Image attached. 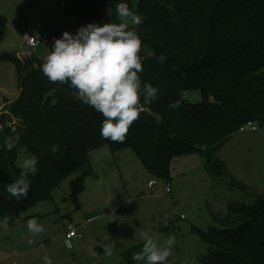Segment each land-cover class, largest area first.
Returning <instances> with one entry per match:
<instances>
[{
	"label": "trees",
	"instance_id": "obj_1",
	"mask_svg": "<svg viewBox=\"0 0 264 264\" xmlns=\"http://www.w3.org/2000/svg\"><path fill=\"white\" fill-rule=\"evenodd\" d=\"M121 2L130 9L135 5V0H67L64 6L76 33L89 23H119ZM137 12L142 23L130 30L142 42L141 87L148 83L159 91L154 102L145 104L141 97L150 111L140 113L123 143L101 137L104 117L69 84L50 82L41 70L44 61L0 54V60L14 63L19 89L17 98L5 100L7 119L0 120L1 218L13 222L20 211L53 199L74 172H80L71 180L77 197L84 176L92 173V152L103 145L133 149L154 176L164 179L170 178L174 160L200 150L212 177L231 183L216 153L248 123L255 130L257 123L264 125V0H139ZM6 22L0 16V42ZM61 36L55 34L49 44ZM161 55L163 62L157 60ZM187 90L199 92L201 100H187ZM175 102L179 107H170ZM15 136L16 147L5 150V140ZM21 146L38 164L29 174L27 197L17 201L7 185L22 171L15 164ZM217 222L199 230L208 251L196 264H264V194L253 203H231Z\"/></svg>",
	"mask_w": 264,
	"mask_h": 264
},
{
	"label": "rangeland",
	"instance_id": "obj_2",
	"mask_svg": "<svg viewBox=\"0 0 264 264\" xmlns=\"http://www.w3.org/2000/svg\"><path fill=\"white\" fill-rule=\"evenodd\" d=\"M63 1L0 0V16L7 21L0 54L33 56L45 62L55 34H63L65 26L75 34ZM138 2L130 9L137 14ZM134 26L129 22V28ZM26 36L40 41L35 50L26 44ZM18 93L14 63L0 60V120L7 119L5 100H13ZM184 97L190 102L201 100L195 90L185 91ZM257 125V130L238 131L216 153L231 183L212 177L200 150L174 160L170 178L164 179L154 176L131 148L113 151L109 145L99 147L92 152V173L84 176V188L77 197H73L71 180L80 172L67 176L53 199L20 211L13 222L5 220L10 233L8 237L0 228V264H44L45 256L52 264H141L130 263L121 251L135 246L141 252L145 233L153 236L158 247L166 246L169 239L175 241L167 264H196L208 251L199 230L217 225V216H224L231 203H253L257 195L264 194V125ZM32 156L21 146L16 166ZM152 180L157 184L150 190ZM94 213L99 219L88 222L87 217ZM33 218L43 232H29L27 221ZM69 224L81 234L72 240L70 249L65 238L54 239L59 233L64 235ZM105 248L112 255H106Z\"/></svg>",
	"mask_w": 264,
	"mask_h": 264
},
{
	"label": "clouds",
	"instance_id": "obj_3",
	"mask_svg": "<svg viewBox=\"0 0 264 264\" xmlns=\"http://www.w3.org/2000/svg\"><path fill=\"white\" fill-rule=\"evenodd\" d=\"M116 18L119 23H89L81 25L75 34L65 31L60 38L54 39L52 50L41 65L43 74L52 83L69 84L74 88L83 103L99 112L104 119L100 126V135L106 140L123 143L129 128L140 119L144 111L141 104H148L157 99L158 88L144 83L141 87L139 74L143 71L140 55L142 42L133 25L142 23L139 14L130 10L126 2L116 5ZM166 59L161 55L159 62ZM179 107V102L170 105ZM19 142V136L9 137L4 142V149L11 151ZM38 159L27 158L20 165V176L7 185V193L19 201L26 198L30 180L29 174L36 171ZM3 227L6 229L7 224ZM31 233L44 231L36 219L27 221ZM141 252L134 253L132 259L141 264H167L173 239L166 246L158 247L152 235L145 233ZM70 249V240L65 241ZM106 255H112L110 248H105ZM44 264H52L45 256Z\"/></svg>",
	"mask_w": 264,
	"mask_h": 264
},
{
	"label": "built area",
	"instance_id": "obj_4",
	"mask_svg": "<svg viewBox=\"0 0 264 264\" xmlns=\"http://www.w3.org/2000/svg\"><path fill=\"white\" fill-rule=\"evenodd\" d=\"M67 2V0H64L62 2L63 5H65V3ZM26 39V44L28 45V47L31 49V50H35L39 44H40V41H38L36 38L32 37V36H26L25 37ZM142 104V103H141ZM143 108H144V111H150V109L142 104ZM252 129V130H255L257 127L252 124V123H248L247 125H245L244 127L241 128V131H245L246 129ZM156 184V181L155 180H152L149 182L148 186H149V189L151 190V188ZM167 191H170V188L167 187ZM112 211V209L110 210ZM127 213L129 212L128 209L126 211ZM105 214V213H103ZM81 234L78 232V229L77 227H75L73 224H69L66 226V232H65V237L67 240H71L75 237H80Z\"/></svg>",
	"mask_w": 264,
	"mask_h": 264
},
{
	"label": "crops",
	"instance_id": "obj_5",
	"mask_svg": "<svg viewBox=\"0 0 264 264\" xmlns=\"http://www.w3.org/2000/svg\"><path fill=\"white\" fill-rule=\"evenodd\" d=\"M19 90V89H18ZM18 95H19V93H18ZM15 98H17V97H15ZM14 98V99H15ZM13 99V100H14ZM10 101H13L12 99H9ZM134 210V209H133ZM99 215H98V213H94V214H91V215H89L88 217H87V221L88 222H92L93 220H96V219H99ZM4 224H7V222L5 221V219H3V218H1L0 217V228H2L4 231H6L7 232V236L9 237V231H10V229H9V226H7V228L5 229L4 227H3V225ZM63 238H65V241L67 240L66 239V237H65V233H64V235L62 234V233H59V236H54V239L55 240H57V239H59V240H62ZM75 238H78V237H75ZM72 240H74V238L73 239H71L70 240V242L72 243ZM76 242L78 243V241H77V239H76ZM61 243H62V241H61ZM16 253H18L17 251H19L18 249H17V247H15V250H14ZM122 252V256H123V258L124 259H127L130 263L133 261L134 262V260L132 259V255L134 254V253H137V248L135 247V246H128V248H123V250L121 251ZM20 253V252H19Z\"/></svg>",
	"mask_w": 264,
	"mask_h": 264
}]
</instances>
